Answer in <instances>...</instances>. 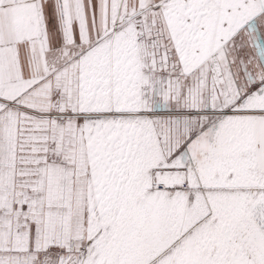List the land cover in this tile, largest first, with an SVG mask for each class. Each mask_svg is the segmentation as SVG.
Masks as SVG:
<instances>
[{"label": "snow or ice", "instance_id": "obj_1", "mask_svg": "<svg viewBox=\"0 0 264 264\" xmlns=\"http://www.w3.org/2000/svg\"><path fill=\"white\" fill-rule=\"evenodd\" d=\"M0 264H264V0H0Z\"/></svg>", "mask_w": 264, "mask_h": 264}]
</instances>
